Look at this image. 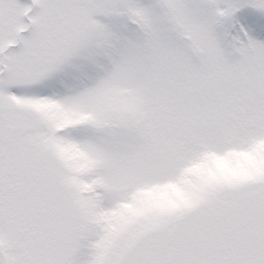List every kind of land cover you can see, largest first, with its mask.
I'll list each match as a JSON object with an SVG mask.
<instances>
[{
    "label": "snow or ice",
    "instance_id": "obj_1",
    "mask_svg": "<svg viewBox=\"0 0 264 264\" xmlns=\"http://www.w3.org/2000/svg\"><path fill=\"white\" fill-rule=\"evenodd\" d=\"M0 264H264V0H0Z\"/></svg>",
    "mask_w": 264,
    "mask_h": 264
}]
</instances>
